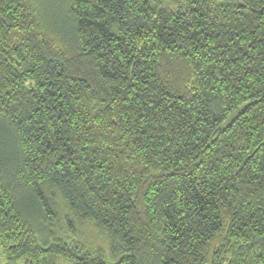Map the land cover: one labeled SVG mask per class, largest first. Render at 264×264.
Returning <instances> with one entry per match:
<instances>
[{"label":"trees","instance_id":"obj_1","mask_svg":"<svg viewBox=\"0 0 264 264\" xmlns=\"http://www.w3.org/2000/svg\"><path fill=\"white\" fill-rule=\"evenodd\" d=\"M0 248L264 264V0H0Z\"/></svg>","mask_w":264,"mask_h":264},{"label":"rangeland","instance_id":"obj_2","mask_svg":"<svg viewBox=\"0 0 264 264\" xmlns=\"http://www.w3.org/2000/svg\"><path fill=\"white\" fill-rule=\"evenodd\" d=\"M163 2L165 5L170 7H173L174 5V0H163ZM63 231H65V229ZM73 233H74V238L79 240L81 243H84L92 247H98L107 251V243L105 241L104 236L101 233H99L95 229L93 224L90 223L89 221L84 222L82 224H76V226H74ZM60 234H63L64 236H69V235L72 236L71 234H68L66 232H60ZM1 254H2V249L0 248V257ZM58 264H70V263L60 259L58 261Z\"/></svg>","mask_w":264,"mask_h":264}]
</instances>
